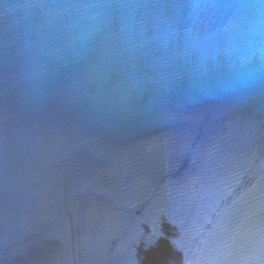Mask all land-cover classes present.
I'll list each match as a JSON object with an SVG mask.
<instances>
[{
	"label": "water",
	"instance_id": "95a60500",
	"mask_svg": "<svg viewBox=\"0 0 264 264\" xmlns=\"http://www.w3.org/2000/svg\"><path fill=\"white\" fill-rule=\"evenodd\" d=\"M0 264H264V0H0Z\"/></svg>",
	"mask_w": 264,
	"mask_h": 264
}]
</instances>
